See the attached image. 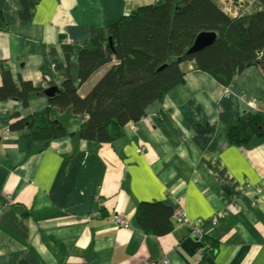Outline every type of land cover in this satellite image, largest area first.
<instances>
[{
    "label": "crops",
    "instance_id": "0c3cea01",
    "mask_svg": "<svg viewBox=\"0 0 264 264\" xmlns=\"http://www.w3.org/2000/svg\"><path fill=\"white\" fill-rule=\"evenodd\" d=\"M246 1L252 2L233 0L232 6ZM160 2L0 0V65L15 83L43 86L51 79L44 55L50 48L63 63L62 44L78 51L92 29ZM75 64L72 59L73 75ZM109 67L95 72L79 95ZM183 70V83L108 145L5 135L11 122L46 108L47 99L35 98L26 108L0 102V264H264V137L239 146L226 138L244 113L264 117V65L244 69L228 87L191 65ZM80 123L67 129L74 132ZM179 196L187 218L202 222L201 239L175 224L172 214L169 233L142 230L138 204L173 212ZM231 202L237 210L221 217ZM117 214L126 216V227L114 222ZM214 216L219 221L211 226Z\"/></svg>",
    "mask_w": 264,
    "mask_h": 264
},
{
    "label": "trees",
    "instance_id": "16d2710c",
    "mask_svg": "<svg viewBox=\"0 0 264 264\" xmlns=\"http://www.w3.org/2000/svg\"><path fill=\"white\" fill-rule=\"evenodd\" d=\"M219 1V2H218ZM237 16L223 12L220 0H161L122 16L114 25L94 28L87 45L74 51L62 44L64 62L50 48L51 79L43 86L30 81L15 83L6 64L0 65V102L29 101L44 97L47 107L7 127L9 133L29 132L35 140L71 137L92 145H108L123 137V128L145 116L153 102H162L183 83L188 64L228 87L233 78L250 66H263L264 0H252ZM201 32L215 34L214 42L188 54ZM45 51V50H44ZM74 59L76 73L71 71ZM110 64L106 73L83 97L78 93L91 76ZM53 89L51 95L47 91ZM79 117L71 132L65 118ZM64 118V119H63ZM264 137V117L246 112L227 129L231 145ZM172 212L159 204L140 203L136 219L144 232L156 236L170 232Z\"/></svg>",
    "mask_w": 264,
    "mask_h": 264
},
{
    "label": "built area",
    "instance_id": "2783aa9c",
    "mask_svg": "<svg viewBox=\"0 0 264 264\" xmlns=\"http://www.w3.org/2000/svg\"><path fill=\"white\" fill-rule=\"evenodd\" d=\"M224 1H225V3H223V2L220 3L222 5V8H224V9H222L224 13H226L230 16H233V17L239 15L240 8L242 7L241 3H240L239 7H233L232 6L233 0L232 1L224 0ZM249 4H251V3H249ZM244 10H246V8ZM251 108H254V106H251ZM4 134L8 135L9 131L5 130ZM256 192L260 193L261 191H260V189H256ZM236 210H237L236 204L234 202H231V203L225 205L220 216L225 217L228 214V212L236 211ZM172 220L174 221L175 224H178V225H184L185 224L186 226H188L191 235L195 236L198 239L202 238L203 232L200 228V226L202 225V222L200 220L191 222L187 218L186 213H185V208L183 206V198L181 196H179L177 198V205L172 212ZM218 221H219V219L216 216L209 219L211 226H216L218 224ZM114 222L120 226L126 227V216L117 214L114 217ZM208 247H209V245L207 244V248ZM168 263H169L168 260L164 259L160 262H149L147 264H168Z\"/></svg>",
    "mask_w": 264,
    "mask_h": 264
},
{
    "label": "water",
    "instance_id": "95a60500",
    "mask_svg": "<svg viewBox=\"0 0 264 264\" xmlns=\"http://www.w3.org/2000/svg\"><path fill=\"white\" fill-rule=\"evenodd\" d=\"M215 40V34L212 32H201L199 33L191 46V48L188 50V54L196 53L201 51L202 49L210 46ZM262 55H264V49L262 51ZM53 92V89H50L47 91L46 95H51Z\"/></svg>",
    "mask_w": 264,
    "mask_h": 264
},
{
    "label": "rangeland",
    "instance_id": "374dc122",
    "mask_svg": "<svg viewBox=\"0 0 264 264\" xmlns=\"http://www.w3.org/2000/svg\"><path fill=\"white\" fill-rule=\"evenodd\" d=\"M222 9H224V8H222ZM79 121H80L79 117H73V118H70V119L65 118V120H63V124L67 125V128L70 130V128L72 127L71 125H73L75 123H79Z\"/></svg>",
    "mask_w": 264,
    "mask_h": 264
}]
</instances>
